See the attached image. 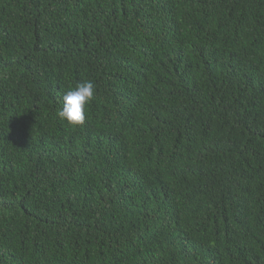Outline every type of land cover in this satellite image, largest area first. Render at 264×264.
Returning <instances> with one entry per match:
<instances>
[{
  "label": "trees",
  "instance_id": "obj_1",
  "mask_svg": "<svg viewBox=\"0 0 264 264\" xmlns=\"http://www.w3.org/2000/svg\"><path fill=\"white\" fill-rule=\"evenodd\" d=\"M0 264H264V0H0Z\"/></svg>",
  "mask_w": 264,
  "mask_h": 264
}]
</instances>
